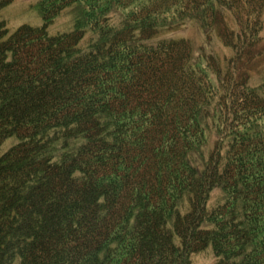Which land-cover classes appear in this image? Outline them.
Here are the masks:
<instances>
[{
	"label": "trees",
	"instance_id": "trees-1",
	"mask_svg": "<svg viewBox=\"0 0 264 264\" xmlns=\"http://www.w3.org/2000/svg\"><path fill=\"white\" fill-rule=\"evenodd\" d=\"M263 8L39 0V27L0 18V264H264ZM226 12L229 58L164 36Z\"/></svg>",
	"mask_w": 264,
	"mask_h": 264
},
{
	"label": "rangeland",
	"instance_id": "rangeland-1",
	"mask_svg": "<svg viewBox=\"0 0 264 264\" xmlns=\"http://www.w3.org/2000/svg\"><path fill=\"white\" fill-rule=\"evenodd\" d=\"M39 0H13L10 5L0 10V18L4 19L8 24L10 31H14L19 26L22 25H30V26H39L40 25V16L34 9L35 5ZM263 25H264V14L262 15ZM232 27V24H230ZM72 29V20L67 14H63L58 17L50 26V33H62L68 32ZM236 30V28H234ZM261 36L264 39V28L262 29ZM227 32H230L229 30ZM226 32V34H227ZM165 37H176V38H185L189 40L196 49H203L204 52L208 54H212L216 57H226L229 58L231 56V51L228 48H225L222 43L213 38L211 41L205 43V37L201 32L200 27L197 25L187 24L185 28H181L176 32H171L164 35ZM227 43L229 39H227ZM86 44V42H84ZM255 70L258 71V74H253L254 84H258L260 82L261 74L264 73V57L258 61ZM254 70V71H255ZM252 71V72H254ZM252 77V79H253ZM212 81L213 78L209 77ZM252 81V80H251ZM10 144L5 145L3 150L7 149ZM215 261L208 252H204L201 254H196L194 256V263L192 264H211Z\"/></svg>",
	"mask_w": 264,
	"mask_h": 264
}]
</instances>
